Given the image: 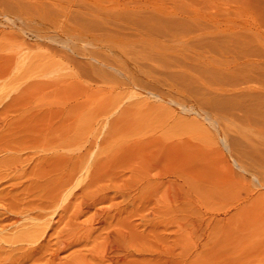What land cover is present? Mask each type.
Returning <instances> with one entry per match:
<instances>
[{
    "label": "rangeland",
    "instance_id": "obj_1",
    "mask_svg": "<svg viewBox=\"0 0 264 264\" xmlns=\"http://www.w3.org/2000/svg\"><path fill=\"white\" fill-rule=\"evenodd\" d=\"M0 144V264H264V0H0Z\"/></svg>",
    "mask_w": 264,
    "mask_h": 264
},
{
    "label": "bare ground",
    "instance_id": "obj_2",
    "mask_svg": "<svg viewBox=\"0 0 264 264\" xmlns=\"http://www.w3.org/2000/svg\"><path fill=\"white\" fill-rule=\"evenodd\" d=\"M29 102H30V101H29ZM1 112H2V111H1ZM11 135H12V134H11ZM15 136H16V135H15ZM10 138H11V137H10ZM0 145H1V144H0ZM14 147H15V146H14ZM16 148H17V147H16ZM18 148H19V147H18ZM3 149H4V148H3ZM12 149H13V148H12ZM5 150H6V149H5ZM16 150H17V149H16ZM7 154H8V153H7ZM15 154H16V153H15ZM9 155H10V154H9ZM19 158H20V157H19ZM19 158H18V160H19ZM8 159L10 160V158H8ZM8 159H7V160H8ZM11 159H12V158H11ZM14 160H15V158H14ZM14 160H13V161H14ZM5 163H6V162H5ZM17 163H19V162H17ZM7 164H8V163H7ZM7 164H6V166H7ZM8 165H10V164H8ZM18 165H19V164H18ZM10 166H11V165H10ZM7 167H8V166H7ZM13 167H15V166H13ZM14 172H15V171H14ZM6 173H7V172H6ZM6 173H1V174H3V175H1V176L3 177L4 174H5V176L7 177V176H8V173H7V175H6ZM11 173H12V172H11ZM11 176H13V175H11ZM2 177H0V178H2ZM2 180H3V179H2ZM8 185H9V184H8ZM8 191H9V190H8ZM0 195H1V194H0ZM14 195H15V194H14ZM1 196H3V195H1ZM17 196H18V195H17ZM6 197H8V196H5V200L7 199ZM9 199H11L10 196H9ZM9 199L6 200V201H9ZM45 199H47V198H45ZM0 200H4V198L2 197V198H0ZM11 201H13V200H11ZM11 201H9V202H11ZM16 201H17V200H16ZM16 201H15V203H17ZM1 203H2V201H1ZM3 203H4V202H3ZM6 203H8V202H5V204H6ZM11 203H12V202H11ZM15 203H14V204H15ZM47 203H48V202H47ZM45 204H46V203H45ZM0 205H4V204H0ZM6 207H7V206H6ZM0 208H2V207H0ZM7 208H9V207H7ZM3 209H4L3 211L6 212V214H7V212H9V210H11V209L8 210V209H6V208H3ZM15 210H16V209H15ZM23 210H24V209H23ZM21 211H22V210H21ZM18 212H19L18 214H20V211H18ZM24 212H25V211H24ZM24 212H21V213L24 214ZM26 213H28V211H27ZM26 213H25V214H26ZM46 213H47V212H46ZM46 213H45V216H46ZM18 214L15 212V215H18ZM29 214H30V213H29ZM42 214L44 215V213H42ZM0 216H1V215H0ZM20 216H22V215H20ZM20 216H19V217H20ZM23 216H24V215H23ZM26 217H27V215H26ZM26 217H25V218H26ZM16 218H17V217H16ZM16 218H15V219H16ZM23 219H24V218H23ZM20 220H21V218H20ZM26 220H28V219H26ZM18 221H19V219H18ZM21 236H22V235H21ZM16 238H17V237H15L14 239H16ZM17 240H19V238H17Z\"/></svg>",
    "mask_w": 264,
    "mask_h": 264
}]
</instances>
